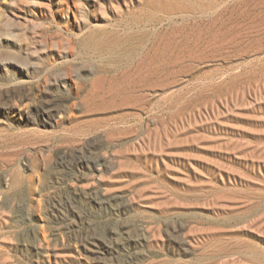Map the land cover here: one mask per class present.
<instances>
[{
  "label": "rangeland",
  "instance_id": "1",
  "mask_svg": "<svg viewBox=\"0 0 264 264\" xmlns=\"http://www.w3.org/2000/svg\"><path fill=\"white\" fill-rule=\"evenodd\" d=\"M74 255L264 264V0H0V264Z\"/></svg>",
  "mask_w": 264,
  "mask_h": 264
},
{
  "label": "crops",
  "instance_id": "2",
  "mask_svg": "<svg viewBox=\"0 0 264 264\" xmlns=\"http://www.w3.org/2000/svg\"><path fill=\"white\" fill-rule=\"evenodd\" d=\"M59 218L61 219H66V223H71V221L69 220L70 218L68 216H66L65 214L61 213L58 215ZM61 239V238H59ZM67 248H71L69 245L66 246ZM74 257L77 259L78 262L82 263V264H86V262L82 261L79 257H77V255H74Z\"/></svg>",
  "mask_w": 264,
  "mask_h": 264
}]
</instances>
